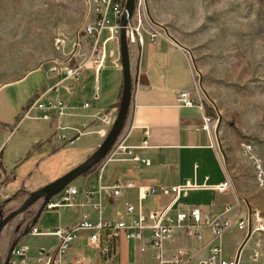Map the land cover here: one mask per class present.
<instances>
[{
    "label": "crops",
    "instance_id": "1",
    "mask_svg": "<svg viewBox=\"0 0 264 264\" xmlns=\"http://www.w3.org/2000/svg\"><path fill=\"white\" fill-rule=\"evenodd\" d=\"M92 19L93 14L89 22ZM153 20L150 21L154 25L163 23L155 11ZM64 37L69 41L66 47H70V41L75 39ZM101 38L106 41V58L98 70L97 77L90 62L80 78L72 82V93L69 94L60 87L57 93L51 91L43 99L46 102L63 101L65 114L60 118L53 114L49 121L21 120L20 115L39 88L45 87L46 84L51 86L62 78V73H48L49 68L54 65L52 61L43 64L48 63L44 70L41 65L20 72L18 77L0 80V205L3 199L19 187L34 190L29 187V179L26 178H30L35 172L61 165L74 151H85L86 158L104 139L96 133L101 125L92 115L100 110L114 117L121 96L122 70L118 39L110 38L107 31H103ZM54 46L58 51L54 59L61 60L64 54L61 48H57L55 44ZM128 49L132 95L122 132L128 133L126 143L132 147L133 154L140 160H148L150 164L145 165L141 161L133 160L131 155H119L105 167L101 180V185L105 188L101 190L96 185L94 169L76 178L70 183L77 190L73 205L44 208L45 212L42 211L33 227L36 234L31 230L19 240L14 249L21 250V253H13L9 264H44L46 256L56 245L57 239L50 235L56 228H69L82 219L96 223L99 216L105 220L121 219L129 223L138 211L147 213L149 210L164 208L173 197L171 192H159L139 199L137 187L141 185L195 186L179 198L174 210L186 211L199 207L211 218L220 216L228 220L230 225L224 230L220 240L222 255L225 258H232L237 253L240 257L247 243L248 249L253 252L257 234H251L243 242L245 232L237 228V223L253 209L255 197L253 194H243L240 190V181L237 179L240 175L234 177L232 169L226 166L217 134L207 133L201 128L205 115L214 116L204 99L203 91L198 89L197 71L187 46L163 35L150 40L145 34L142 46L131 43ZM89 52V38L81 36L76 59L88 57ZM15 69L2 66L0 75L17 73ZM180 91L188 92L193 99L192 106L178 104L177 94ZM85 102L90 105L88 108L82 107ZM200 102L203 108H200ZM215 127L216 123L214 131ZM76 130L81 131V134ZM144 131L148 132L147 136ZM58 133L64 137L58 138ZM89 135L93 137L85 141L86 143L83 142ZM144 140L146 145H143ZM9 143L12 148L5 156ZM81 145L86 147L82 148ZM9 163L16 167L11 170ZM249 171L253 173L251 166ZM117 182H132L135 187L122 188L119 195L114 196L110 187ZM224 182L228 183L227 191L220 192L215 189ZM257 187L259 192L264 190ZM86 191H90L88 198L83 196ZM98 202L100 211L91 207ZM80 203L83 205L80 206ZM127 204L135 207L133 213L126 211ZM104 231L106 230L102 232ZM232 231L237 247L235 251H227L223 247V241ZM200 234L201 239H196L176 228L172 239L165 244L164 258L168 260L173 251L179 249L187 257L185 264H197L205 260L211 246L218 240L207 226L200 228ZM147 237L146 232L145 239L137 241L126 239L123 232L120 233L113 241L117 253L114 264H159L153 249L148 246ZM13 239L6 238L2 243L0 264H3ZM141 245L145 246L143 251L140 250ZM259 249L261 251L260 244ZM252 252L249 258L257 261L252 258ZM3 254L5 256L2 261ZM102 260L98 246L89 241L87 232H81L66 250L62 264H102Z\"/></svg>",
    "mask_w": 264,
    "mask_h": 264
},
{
    "label": "rangeland",
    "instance_id": "2",
    "mask_svg": "<svg viewBox=\"0 0 264 264\" xmlns=\"http://www.w3.org/2000/svg\"><path fill=\"white\" fill-rule=\"evenodd\" d=\"M92 7V0H0V67H15L17 72L0 75V80L18 77L20 72L48 61L54 64L59 60L54 59L58 53L55 37L64 35L73 40L77 33L83 36L81 29L89 23ZM154 11L163 22L161 33L187 46L197 71L198 89L203 91L216 119L214 132L224 162L234 177L240 175L237 178L240 190L254 195L253 209H258L264 219V190L258 191L249 163L241 154V142L248 140L264 161V0H146V19L154 21ZM68 50L69 46L65 52ZM92 137L89 135L82 141ZM11 148L9 143L5 156ZM84 152L74 151L61 165L35 172L26 178L29 187L40 188L93 153L84 158ZM8 165L11 170L16 167L13 163ZM27 188L19 187L3 199L0 212L6 215L18 208L31 192ZM40 203L8 223L0 235V247L6 238H15V229L22 230ZM254 234L261 254L257 261L251 260L252 250L247 243L239 264H264V233ZM223 247L227 251L236 250L233 231L225 236Z\"/></svg>",
    "mask_w": 264,
    "mask_h": 264
},
{
    "label": "built area",
    "instance_id": "3",
    "mask_svg": "<svg viewBox=\"0 0 264 264\" xmlns=\"http://www.w3.org/2000/svg\"><path fill=\"white\" fill-rule=\"evenodd\" d=\"M93 7L91 8L93 19L91 22L85 24L81 29L83 36L89 38L90 52L89 56H82L77 60V52L80 49V34L77 33L75 40L70 41L68 52H64L69 41L64 36H57L54 39V44L57 48H61L64 57L61 60H55L54 65L49 68L48 73H62L60 80L55 81L51 86L46 84L37 90L35 97L26 104L21 112V120L35 119L42 121H49L53 114L60 118L65 114V105L62 100L44 101L43 99L53 91L57 93L63 88L67 93L73 91V81H77L84 68L88 67L91 62V68L94 69V74L97 77L98 70L102 67L106 58V41L101 38L103 31H107L110 38L118 39L120 24L119 19L123 13L125 0H92ZM147 34L150 40L163 35L159 27L154 25L150 19H146V0H135V8L131 19L126 25V38L128 43H135L142 46L144 42V35ZM164 36V35H163ZM94 97H97V85L94 89ZM178 104L184 106H192L193 99L186 91H180L177 94ZM88 103H83L82 107L88 108ZM200 108H203L202 103H199ZM92 117L97 120L101 127L96 133L104 138L108 133L113 116L110 113H104L98 110ZM216 119L205 115L201 128L207 133L214 132V124ZM59 129H62L58 127ZM78 134L81 131L76 130ZM145 136L148 135L144 131ZM58 138H63L60 133ZM128 133L121 132L110 151L106 156L96 164L94 168V176L99 190L105 187L101 185L102 176L105 167L112 161L116 160L119 155H131L133 160L141 161L145 165H149L148 160H140V158L133 154L132 147L126 143ZM143 145H146L144 140ZM241 154L249 162L254 173L256 184L264 189V161L257 155L255 145L244 140L241 142ZM135 184L132 182H117L110 187L114 196L119 195L122 188H134ZM195 188L190 184L175 185L164 187L160 185H141L137 187L138 198L144 199L151 194L159 192H171L173 197L169 204L161 209L149 210L147 213L140 211L131 219L129 223L121 219L105 220L101 216L96 223H91L86 219H82L74 223L69 228H56L50 235L57 239L54 249L45 258L44 264H62V259L66 253L71 242L76 239L81 232H87L89 241L98 246L99 252L103 257L102 264H114L117 253L114 249L113 241L123 232L126 239H133L142 241L145 239L146 232L148 233V246L153 249L154 256L159 264H185L187 257L182 250L176 249L173 251L171 257L166 260L163 256V250L167 241L173 237L176 228L181 229L186 235L193 236L196 239H201L200 228L203 226L209 227L214 238L218 241L213 244L209 250L208 257L199 261L197 264H238L239 255L235 254L232 258H225L222 255L220 240L224 230L229 227L230 222L222 217L211 218L207 213H203L199 207H192L186 211L174 210L179 198L186 194L187 191ZM228 183L224 182L215 187L220 192L227 191ZM77 190L71 184L67 185L59 194L51 198L45 208L53 209L61 206H72ZM85 198L90 196V191H86L83 195ZM80 206L83 204L80 203ZM92 209L100 211V202L92 204ZM126 211L133 213L135 207L131 204L126 205ZM237 228L245 232V236L258 232L264 233V219L258 209H252L237 223ZM107 230L104 243L101 242L100 233ZM34 234L36 229L32 228ZM102 243V244H101ZM145 249L141 245L140 250ZM19 254L21 250L14 249L12 254ZM261 254L259 243H255L252 252V258L258 259Z\"/></svg>",
    "mask_w": 264,
    "mask_h": 264
},
{
    "label": "water",
    "instance_id": "4",
    "mask_svg": "<svg viewBox=\"0 0 264 264\" xmlns=\"http://www.w3.org/2000/svg\"><path fill=\"white\" fill-rule=\"evenodd\" d=\"M134 8L135 0H125L124 10L119 19L120 30L118 36V44L122 70V89L116 116L112 122L108 133L106 134L102 142L98 145V147L94 150V152L90 156H88L83 162L79 163L77 166L73 167L72 169L59 176L58 178L54 179L53 181L41 186L40 188L34 191H31L18 208L12 210L8 214L3 215L0 218L1 234L3 229L8 225V223H10L17 216L24 213L27 209H29L38 201L41 202L33 218L25 225L24 229L20 233H18L17 236L11 242L3 264H9L12 251L14 250L15 246L23 236L27 235L32 230V228L36 224L38 217L45 208L47 202L51 198L59 194L67 185L72 183L76 178L83 176L86 172H88L92 165L100 162L110 151L113 144L122 132L128 116L132 95V74L129 59L128 41L126 38V25L133 15ZM155 24L159 27H162L161 24ZM171 40L177 43L176 40L172 38ZM179 45L183 47L181 44ZM249 236L250 234L248 233L245 236L243 242H245Z\"/></svg>",
    "mask_w": 264,
    "mask_h": 264
},
{
    "label": "trees",
    "instance_id": "5",
    "mask_svg": "<svg viewBox=\"0 0 264 264\" xmlns=\"http://www.w3.org/2000/svg\"><path fill=\"white\" fill-rule=\"evenodd\" d=\"M117 112V111H116ZM96 167V164H94V165H92V167L90 168V170L88 171V172H86L85 174H87V173H89L90 171H92L94 168ZM84 174V175H85ZM27 211V210H26ZM3 216V213L2 212H0V218ZM32 219V218H31ZM25 227V226H24ZM24 227L22 228V230L24 229ZM21 230V231H22ZM20 231V232H21ZM15 232H16V234L17 233H20V232H18V227L15 229ZM106 234H107V230L106 231H104V232H102V234H101V241H102V243H104V241H105V236H106Z\"/></svg>",
    "mask_w": 264,
    "mask_h": 264
}]
</instances>
